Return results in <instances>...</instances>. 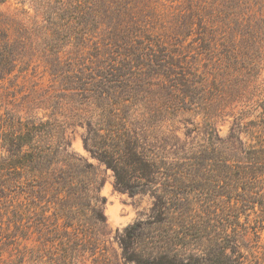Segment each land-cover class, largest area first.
Returning a JSON list of instances; mask_svg holds the SVG:
<instances>
[{
	"label": "rangeland",
	"instance_id": "1",
	"mask_svg": "<svg viewBox=\"0 0 264 264\" xmlns=\"http://www.w3.org/2000/svg\"><path fill=\"white\" fill-rule=\"evenodd\" d=\"M226 1L100 0L96 28L87 39L53 37L61 59L79 54L112 79L99 76L88 85L85 78L69 77L76 67L65 72L71 69L68 63L44 61L41 26L48 22L36 11L35 0L0 3V44H11L10 61L18 56L12 73H3L0 65V116L12 121L41 117L60 127L69 153L91 165L82 177L105 198L106 216L100 226L85 219V225L66 227L52 196L34 205L22 188L0 194V264H136L125 259L119 237L148 218L153 197L116 189L114 171L85 147L87 117L96 111L118 121L125 134L148 138V145L163 154H181L182 144H207L206 120L231 151L241 145L232 138L233 129L246 145L264 143V0L253 5L255 37L239 39L230 52L220 45L203 47L197 16ZM108 55L119 61L106 74L99 65ZM55 67L57 76L49 70ZM78 69L82 77L88 72L85 64ZM2 155L8 152L0 150ZM226 208L225 216H218L228 218L221 227L230 239L245 254L263 255L264 229L250 227L254 214L249 223L245 214L237 223L233 209Z\"/></svg>",
	"mask_w": 264,
	"mask_h": 264
},
{
	"label": "trees",
	"instance_id": "2",
	"mask_svg": "<svg viewBox=\"0 0 264 264\" xmlns=\"http://www.w3.org/2000/svg\"><path fill=\"white\" fill-rule=\"evenodd\" d=\"M99 1L35 0L34 4L48 22L41 26L47 45L44 61L55 65L68 63L66 66L70 65L71 69L65 72L76 67L75 74L69 77L85 78L86 85L99 76L109 82L112 79L102 70L96 72V67L86 64L79 54L61 59L53 37L56 34L58 39L79 42L87 39L96 28ZM3 2L5 0L0 1ZM261 2L227 0L224 7L198 15L201 45H216V48L220 45L222 51L230 52L238 46L239 39L249 41L255 37L253 5ZM12 51L10 43L0 44L3 73H12L10 65L18 59L15 56L10 61ZM118 61L108 55L99 67L106 68L107 74L108 69H115ZM84 64L88 72L82 77L83 71L78 67ZM49 70L51 75L57 76L56 67ZM189 92L191 90L187 89L184 93ZM261 105L264 120V100ZM113 122L97 111L88 116L83 138L85 147L114 171L116 189L131 194L149 192L153 197L148 218L128 226L119 237L127 261L136 264H264V253L261 256L253 252L245 254L221 227L223 220L228 219L224 216L229 207L237 223L244 214L249 223L254 214V225L250 227L264 229V179L261 178L264 143L246 145L233 129L231 136L241 145L231 151L229 143L221 140L210 120H206L207 144L192 143L187 147L182 144L181 154H163L154 145H148V138L141 141L136 137L138 134L129 136L119 128L118 121ZM69 144L60 127L48 119L12 121L0 116V150L8 152L0 156V194L22 188V194L29 196L34 205L49 195L56 201V213L65 219L64 226L77 228L76 224L85 225V219L100 226L106 221L102 211L105 198L94 194L91 185L84 180L82 175L91 165L69 153ZM214 214L224 216L216 218Z\"/></svg>",
	"mask_w": 264,
	"mask_h": 264
}]
</instances>
